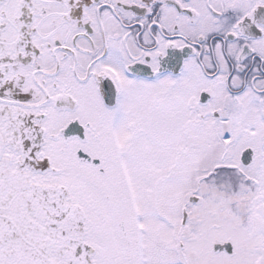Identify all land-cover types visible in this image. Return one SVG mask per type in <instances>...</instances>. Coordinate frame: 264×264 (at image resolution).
I'll return each mask as SVG.
<instances>
[{
	"label": "snow or ice",
	"instance_id": "snow-or-ice-1",
	"mask_svg": "<svg viewBox=\"0 0 264 264\" xmlns=\"http://www.w3.org/2000/svg\"><path fill=\"white\" fill-rule=\"evenodd\" d=\"M0 264H264V0H0Z\"/></svg>",
	"mask_w": 264,
	"mask_h": 264
}]
</instances>
